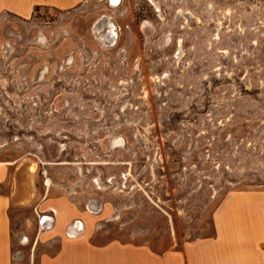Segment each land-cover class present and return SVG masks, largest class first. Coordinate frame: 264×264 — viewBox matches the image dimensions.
I'll use <instances>...</instances> for the list:
<instances>
[{"label":"rangeland","instance_id":"374dc122","mask_svg":"<svg viewBox=\"0 0 264 264\" xmlns=\"http://www.w3.org/2000/svg\"><path fill=\"white\" fill-rule=\"evenodd\" d=\"M0 196L19 264L81 218L183 264L231 197L264 202V0L0 12Z\"/></svg>","mask_w":264,"mask_h":264},{"label":"crops","instance_id":"0c3cea01","mask_svg":"<svg viewBox=\"0 0 264 264\" xmlns=\"http://www.w3.org/2000/svg\"><path fill=\"white\" fill-rule=\"evenodd\" d=\"M82 1L0 0V12L27 18L36 7L66 11ZM260 199L246 203L233 196L221 205L212 221L214 236L185 244L180 253L183 264H264V202ZM8 207V199L0 196V264H19L12 252ZM75 225L80 230L71 233L70 229L64 231L66 225L56 219L46 224L47 232L36 240V245L41 244L46 250L37 255L35 264H141L139 244H96L88 221L81 218Z\"/></svg>","mask_w":264,"mask_h":264},{"label":"bare ground","instance_id":"6f19581e","mask_svg":"<svg viewBox=\"0 0 264 264\" xmlns=\"http://www.w3.org/2000/svg\"><path fill=\"white\" fill-rule=\"evenodd\" d=\"M110 2L112 3L113 6H115L120 2V0H110Z\"/></svg>","mask_w":264,"mask_h":264},{"label":"flooded vegetation","instance_id":"af4514ba","mask_svg":"<svg viewBox=\"0 0 264 264\" xmlns=\"http://www.w3.org/2000/svg\"><path fill=\"white\" fill-rule=\"evenodd\" d=\"M108 1V3H110V5H112V3L110 2V0H107ZM113 6V5H112Z\"/></svg>","mask_w":264,"mask_h":264}]
</instances>
